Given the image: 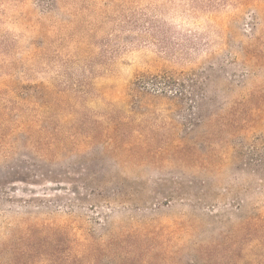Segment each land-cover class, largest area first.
Masks as SVG:
<instances>
[{
    "label": "rangeland",
    "instance_id": "rangeland-1",
    "mask_svg": "<svg viewBox=\"0 0 264 264\" xmlns=\"http://www.w3.org/2000/svg\"><path fill=\"white\" fill-rule=\"evenodd\" d=\"M0 264H264V0H0Z\"/></svg>",
    "mask_w": 264,
    "mask_h": 264
}]
</instances>
